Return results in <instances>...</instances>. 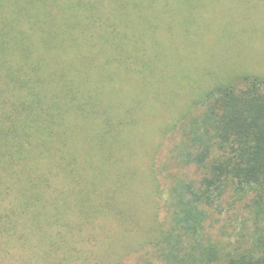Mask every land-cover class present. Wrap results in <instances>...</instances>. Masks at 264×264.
<instances>
[{
  "label": "trees",
  "instance_id": "obj_1",
  "mask_svg": "<svg viewBox=\"0 0 264 264\" xmlns=\"http://www.w3.org/2000/svg\"><path fill=\"white\" fill-rule=\"evenodd\" d=\"M221 1L231 0H0V235L70 226L58 200L77 192L67 209L90 224L103 216L95 198L106 183L151 172L157 183L175 165L201 177L166 175L174 183L165 200L169 229L159 223L154 240L167 245L161 258L264 262L254 248L235 257L199 240L238 206L254 218V247L264 248V75L208 72L212 83L192 92L174 119L162 112L177 96L172 86L187 87L174 72L189 65L186 50L213 34L203 12ZM164 140L174 144L158 169ZM87 181L90 190H79ZM99 198L108 210L110 196Z\"/></svg>",
  "mask_w": 264,
  "mask_h": 264
},
{
  "label": "rangeland",
  "instance_id": "obj_2",
  "mask_svg": "<svg viewBox=\"0 0 264 264\" xmlns=\"http://www.w3.org/2000/svg\"><path fill=\"white\" fill-rule=\"evenodd\" d=\"M206 9L210 11L203 14H211L205 22L206 28H210L213 34L208 36L209 39H199L202 47L198 51L186 50L188 66L175 69V74L182 79L180 82L187 84V87L179 89L178 84L172 86L171 89L175 91L170 95L177 93V96L167 98L170 111L162 110L168 121L174 119L182 105L192 98V92L199 86L212 83L214 75L208 72L222 76L246 73L264 75V0L221 1L219 7L209 5ZM158 140V136L153 139V146ZM173 144L172 140H164L159 152L156 147L151 149L155 156L158 153L156 168H161L167 162L168 150ZM133 169L139 172L138 167ZM167 173H179L189 180H199L201 177L193 167L181 171L172 165ZM167 173L164 178L157 176V183L154 172L148 175L151 179L147 180H143L147 176L141 174V178L131 182L124 180L123 183L105 184L111 188L95 183L96 186H103L99 197L110 198L107 210L99 197L92 196L96 197V206L103 204L100 207L104 213L90 224H78L85 220L84 216L75 208L67 209L74 205L81 194L77 192L67 198L62 196L58 201L66 205L61 212L70 226L20 227L14 236L9 237L2 233L0 264H168L160 256V251L167 245H156L154 241L160 234L159 223H164V231L169 229L166 224L169 208L165 200L174 182L171 177L166 179ZM93 182L87 181L78 189L89 191ZM155 183L159 189H151ZM121 186L125 188V193L121 192ZM109 189L113 191H107ZM116 205L118 208L115 210ZM213 217L219 218L217 215ZM220 218L219 223L206 227L205 233L201 234L199 240L203 246L212 244L220 250L222 247L227 251L234 249L235 257L254 248V258H264V248L257 250L253 245L254 218L248 211L237 206L234 212L223 213ZM246 218L250 220L246 222ZM259 224L264 230V221ZM190 242L186 238L183 246L188 249Z\"/></svg>",
  "mask_w": 264,
  "mask_h": 264
}]
</instances>
